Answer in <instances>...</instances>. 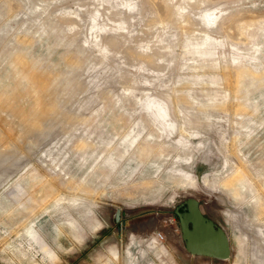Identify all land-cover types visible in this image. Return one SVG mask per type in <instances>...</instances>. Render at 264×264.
<instances>
[{"label": "rangeland", "instance_id": "374dc122", "mask_svg": "<svg viewBox=\"0 0 264 264\" xmlns=\"http://www.w3.org/2000/svg\"><path fill=\"white\" fill-rule=\"evenodd\" d=\"M0 264H264V0H0Z\"/></svg>", "mask_w": 264, "mask_h": 264}, {"label": "water", "instance_id": "95a60500", "mask_svg": "<svg viewBox=\"0 0 264 264\" xmlns=\"http://www.w3.org/2000/svg\"><path fill=\"white\" fill-rule=\"evenodd\" d=\"M171 213L177 219L180 239L188 254L217 260L231 257V245L225 229L201 211L198 198H184L172 208ZM112 218L118 235L119 223L123 225L119 208H114Z\"/></svg>", "mask_w": 264, "mask_h": 264}, {"label": "bare ground", "instance_id": "6f19581e", "mask_svg": "<svg viewBox=\"0 0 264 264\" xmlns=\"http://www.w3.org/2000/svg\"><path fill=\"white\" fill-rule=\"evenodd\" d=\"M223 227V226H222ZM227 233V232H226ZM194 256H198V255H194Z\"/></svg>", "mask_w": 264, "mask_h": 264}]
</instances>
